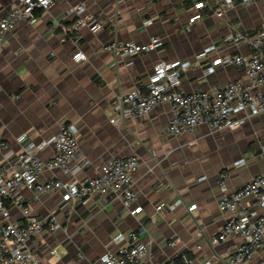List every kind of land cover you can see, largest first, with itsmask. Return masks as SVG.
<instances>
[{
	"label": "crops",
	"instance_id": "obj_1",
	"mask_svg": "<svg viewBox=\"0 0 264 264\" xmlns=\"http://www.w3.org/2000/svg\"><path fill=\"white\" fill-rule=\"evenodd\" d=\"M197 1L54 0L47 11L35 13V25L20 23L4 38L0 134L8 146L7 158L20 149L15 141L18 135L27 134L39 145L57 135L61 123H74L80 156L88 159L90 166L69 175L45 172L40 180L93 178L112 158L135 156L139 161L133 190L142 210L136 215L119 200L99 194L81 204L62 202L59 193L34 199L31 190L19 192L34 216L56 218L55 233L41 234L29 242L42 264H101L99 256L107 250L116 251L121 245L117 237L129 231L149 247L142 264H168L171 260L180 264L204 260L227 263L234 240L215 241L228 216L218 210V202L264 173V113L231 131L209 132L199 126L193 134L177 138L165 134L172 116L169 104L144 117L110 122L115 96L144 82L160 62L193 63L196 56L215 46L216 50L182 74V90H215L244 79V70L233 65L218 66L206 75L204 68L219 57L250 54L244 44L222 46L221 40L230 33L264 29V0L235 4L222 18L206 14L189 25ZM17 2L0 0V19ZM79 3L84 4L85 15L103 24L101 30L91 33L87 27L72 28L77 17L68 10ZM56 24L66 32L53 29ZM152 36H158L161 45L130 59H116L101 50L110 42L145 44ZM78 52L86 60L75 62L72 57ZM253 92L264 94V87ZM53 151L52 144L46 145L39 157L46 160ZM3 160L0 154V174L7 166ZM221 175H225L223 189L218 185ZM201 177L205 179L198 181ZM250 203V198L241 202L244 206ZM160 205L164 207L156 214ZM10 213L12 222L23 223L16 207H11ZM51 249L54 255L49 254ZM242 264H264V240L261 249Z\"/></svg>",
	"mask_w": 264,
	"mask_h": 264
},
{
	"label": "built area",
	"instance_id": "obj_2",
	"mask_svg": "<svg viewBox=\"0 0 264 264\" xmlns=\"http://www.w3.org/2000/svg\"><path fill=\"white\" fill-rule=\"evenodd\" d=\"M252 0H218L215 4L197 1L193 12L188 17V24L199 22L208 14L222 18L228 8L235 4H246ZM54 0H18L8 14L0 19V52L4 38L16 30L20 23L35 25L38 22L37 11H47ZM68 12L77 17L72 25L74 30L87 27L91 33L103 28L99 21L85 15L83 3H79ZM149 21L144 22L148 24ZM53 29L66 32V28L56 24ZM246 45L251 52L248 56L230 55L219 57L204 68V74L213 73L218 66L233 65L244 70V79L228 82L215 90H196L185 93L181 88V76L199 59L216 50L210 46L196 56L195 62L175 60L160 62L144 82L131 90L117 94L114 98L111 123L124 121L133 117H144L162 104H169L172 116L165 134L168 137H181L193 134L199 126H205L209 132L231 131L264 113V94L254 93V89L264 87V29L251 32H234L221 40L222 46ZM160 38L152 36L145 44L128 42H110L101 48L116 59H130L144 53L152 52L159 46ZM72 59L75 62L86 60L78 52ZM264 138V127L261 129ZM19 151L10 158L5 153L8 146L0 134V154L7 166L0 174V264H42L30 248L29 242L37 236L57 231L56 218L48 216L37 218L31 209L19 197L23 189L31 190L34 199L43 195L60 194V200L68 203H86L94 194L108 196L119 200L121 205L130 210L131 215L141 212L136 205L133 190L134 176L139 167L137 157L112 158L99 167L96 177L82 180L61 181L40 180L45 172L58 171L63 175L84 170L90 166L88 159L80 156L78 129L74 123H61L58 134L39 145L33 144L27 134L15 138ZM52 144L53 154L46 160L39 157L42 147ZM242 162L236 163V165ZM205 177L199 178L203 181ZM225 175H221L218 185L223 189ZM250 198L251 203L242 205V200ZM16 207L23 219L21 225L12 222L10 208ZM163 205L155 208L157 214ZM192 209V207L190 208ZM218 210L228 214L215 241L234 240L226 264H242L258 252L264 240V173L255 176L231 195L218 202ZM156 219V215L152 216ZM121 245L116 251L107 250L98 261L101 264H142L149 255L147 244L138 242L137 234L129 231L119 235ZM173 247L175 244L172 242ZM54 255V249L49 251ZM185 263L186 260L184 259ZM168 264H180L171 260ZM199 264H212L204 260Z\"/></svg>",
	"mask_w": 264,
	"mask_h": 264
}]
</instances>
